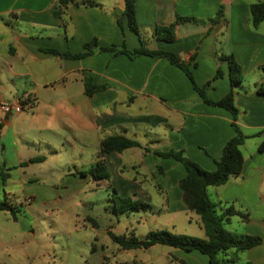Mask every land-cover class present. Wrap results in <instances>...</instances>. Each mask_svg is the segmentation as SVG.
Instances as JSON below:
<instances>
[{"label": "crops", "instance_id": "crops-1", "mask_svg": "<svg viewBox=\"0 0 264 264\" xmlns=\"http://www.w3.org/2000/svg\"><path fill=\"white\" fill-rule=\"evenodd\" d=\"M59 1L0 0V103L23 106L19 114L0 110V172L7 177L4 184L43 183L51 177L46 165L68 148L79 154L69 160V166L76 171L92 168L100 160L105 138L121 135L136 140L135 128L145 125L157 130L151 135L160 138L157 143L164 140L162 146L156 145L140 164L129 166L123 161L125 151L106 155L109 186L117 188L120 197L143 201L151 199L148 186L154 181L165 187L161 193L171 211L188 210L179 188L186 175L182 164L183 172L173 174L175 168H181L179 162L156 153L197 154L204 170L214 171L223 147L235 136L231 113L205 104L186 74L166 58L131 59L102 49L125 44L134 51L143 43L150 50L176 53L186 64L194 58L195 80L216 102L232 89L229 62L221 55H233L243 74L234 88L236 124L246 136L241 146L243 170L225 185L210 187L208 193L218 215L229 207L248 215L247 221L239 216L225 219L227 231L261 239L252 249L231 250L222 258L230 264H264V23L255 27L250 13L252 4L264 2L136 0V35L126 19L119 25L124 0H93L94 5L75 0L63 8ZM222 4L226 7L224 16L213 24ZM177 16H194L196 20L179 24L173 42L160 40L156 29L171 25ZM86 46L92 53L85 58L62 56L85 53ZM218 71L222 75L216 78ZM86 81L107 88L88 96ZM131 131L133 138L129 137ZM89 150L92 155L84 158ZM68 171L53 176L62 181L76 180L72 168ZM80 178L88 180V176ZM130 235L137 237L134 232ZM203 235L206 238L204 229ZM145 237L137 238L143 241ZM157 246L163 245L140 248ZM166 253L171 258L167 256L164 264H209V258L198 251L170 247Z\"/></svg>", "mask_w": 264, "mask_h": 264}, {"label": "rangeland", "instance_id": "rangeland-1", "mask_svg": "<svg viewBox=\"0 0 264 264\" xmlns=\"http://www.w3.org/2000/svg\"><path fill=\"white\" fill-rule=\"evenodd\" d=\"M220 7L223 11L226 8L223 4ZM183 10L180 7V11L185 12ZM182 18L193 19L187 22L196 20L194 16ZM143 37L147 40L146 35ZM135 129L138 134L135 139L141 148L125 151L123 161L126 166L140 164L145 154L164 142L157 143L160 138L151 135L157 131L154 127L141 125ZM129 137L133 138L132 131ZM161 151L158 153H165ZM59 152L46 165L51 177L44 184L21 186L14 181L4 184L1 174L5 172H0V203L7 200L15 209V215L0 211V264H164L170 247L127 251L114 243L108 233L129 237L134 232L143 239L149 232L168 231L205 239L200 217L189 210L171 211L161 193L165 187L160 183L150 181L151 199L143 200L152 210L117 213L114 210V206H118L114 202L117 188L109 186L108 180L95 181L90 168L76 171L73 165L69 166V160L79 154L71 153L69 148ZM88 152L83 154L84 158L92 155L90 150ZM182 153L199 164L200 155ZM177 165L181 168H175L173 174L183 172L181 164ZM69 168L76 180L62 181L53 176L69 174ZM133 172L127 171L131 175ZM83 175L88 176V180H82Z\"/></svg>", "mask_w": 264, "mask_h": 264}, {"label": "trees", "instance_id": "trees-1", "mask_svg": "<svg viewBox=\"0 0 264 264\" xmlns=\"http://www.w3.org/2000/svg\"><path fill=\"white\" fill-rule=\"evenodd\" d=\"M124 1L125 10L122 18L119 20V25L122 26L123 20L126 19L130 30L136 35H139L138 25L136 22V0ZM73 2H75V0H60L59 6L63 8ZM81 3L90 5L95 4L93 0L82 1ZM250 13L255 27L264 23V3L252 4L250 6ZM56 15L60 17L62 12H57ZM223 16V7H220L216 13L215 19L212 20V23L217 24ZM192 20L193 19L191 18H182L177 16L176 21L171 25L158 27L156 29V34L160 40L171 43L175 40L176 27L183 22ZM86 48H88V51L85 53L78 55L63 54L62 56L74 59L85 58L92 53L88 46H86ZM102 51L124 54L131 59L138 56H158L166 58L170 61V63L180 68L186 74L194 89L198 92L205 104L227 110L231 113L234 120L232 127L235 131V136L223 147L220 158L215 161L216 169L214 171L204 170L198 164L185 157L182 152L171 151L167 153H157V155L162 158H172L182 164L186 172L185 177L179 181V188L182 191L183 203L189 211L196 213L200 217L206 238L199 239L186 235L173 234L168 231L149 232L143 240V247L150 248L155 245H163L187 252L198 251L209 258V264H230L228 261L221 258L229 251L234 250L238 253L260 245L261 239L258 237L237 236L227 231L224 227L225 219L232 216H239L244 221H247L248 215L235 210L233 207H229L221 216L218 215L216 205L211 200L208 193V189L210 187L225 185L231 178L239 177L243 170L244 157L241 152V146L244 144L246 136L236 124L238 109L236 108L234 102V88L241 83L243 74L241 67L234 59V56L221 55V59L229 62L232 89L227 96L216 102L207 97L205 86L200 87L197 84L192 70V62L194 61V58L191 59L190 63L186 64L176 53L162 50H150L143 43L139 49L134 51H129L125 44L120 47L113 46L110 48H104ZM47 52L55 55L59 54L56 51L48 50ZM220 75H222V72L218 71L216 78ZM106 88V85H93L91 81H86V94L88 96L104 91ZM133 148H141L140 143L121 135H114L105 138L101 143L100 160L94 167L90 168L89 172L93 175L95 180L109 181L110 174L105 166L104 157L110 153L120 154ZM1 175L3 181H5L7 177L4 174ZM114 193V202L118 203V206H114V210L117 213H132L150 209V205L146 204L142 200L120 197L116 190H114ZM0 211L10 212L12 215H15L14 207L7 200L0 203ZM108 235L114 243L118 244L124 250L136 249L141 246V240L134 235L128 237L126 235H116L113 232H109Z\"/></svg>", "mask_w": 264, "mask_h": 264}, {"label": "built area", "instance_id": "built-area-1", "mask_svg": "<svg viewBox=\"0 0 264 264\" xmlns=\"http://www.w3.org/2000/svg\"><path fill=\"white\" fill-rule=\"evenodd\" d=\"M0 110L6 114H19L23 110V106L19 103H0Z\"/></svg>", "mask_w": 264, "mask_h": 264}, {"label": "water", "instance_id": "water-1", "mask_svg": "<svg viewBox=\"0 0 264 264\" xmlns=\"http://www.w3.org/2000/svg\"><path fill=\"white\" fill-rule=\"evenodd\" d=\"M140 244H141V246H143L144 245V242H141Z\"/></svg>", "mask_w": 264, "mask_h": 264}]
</instances>
